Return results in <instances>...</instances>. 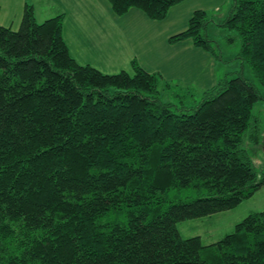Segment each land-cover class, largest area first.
<instances>
[{"label": "trees", "instance_id": "trees-1", "mask_svg": "<svg viewBox=\"0 0 264 264\" xmlns=\"http://www.w3.org/2000/svg\"><path fill=\"white\" fill-rule=\"evenodd\" d=\"M105 1L117 16L135 8L161 21L185 0ZM62 23H38L26 3L17 31L0 26V264H264V210L208 245L177 227L264 187L249 151L264 137L252 113L264 97L244 76L247 67L264 89V0H231L223 20L195 11L169 38L191 40L217 66L209 25L238 42L237 76L218 72L208 90L135 60L132 75L80 65ZM176 89L199 102L161 100ZM183 191L198 197L170 200Z\"/></svg>", "mask_w": 264, "mask_h": 264}, {"label": "crops", "instance_id": "crops-1", "mask_svg": "<svg viewBox=\"0 0 264 264\" xmlns=\"http://www.w3.org/2000/svg\"><path fill=\"white\" fill-rule=\"evenodd\" d=\"M26 3L38 23L62 15L63 39L80 65L104 74H130L135 60L145 72L184 87L208 90L216 83L218 66L209 53L191 40H168L186 29L195 11L218 8V0H185L161 21L135 8L117 16L105 0H0V26L17 31Z\"/></svg>", "mask_w": 264, "mask_h": 264}, {"label": "rangeland", "instance_id": "rangeland-1", "mask_svg": "<svg viewBox=\"0 0 264 264\" xmlns=\"http://www.w3.org/2000/svg\"><path fill=\"white\" fill-rule=\"evenodd\" d=\"M218 2L220 4L218 8H211L205 11L208 13V17L213 18L214 20H223L228 14L231 0H218ZM228 35L231 34L226 29L215 27L213 24L209 25L208 36L214 41V46H218L215 53L217 57L220 56L221 58L218 59L217 71L220 72L223 77L227 74L226 77L228 79H232L236 77L237 73L240 71V62L235 60V54L238 53L239 44L236 42L232 45H227L226 37ZM130 75H132V73H130ZM244 76L247 79L254 81L260 89V95L264 97V89L258 86L247 67L244 69ZM174 94L182 95L186 98H183L181 101V99L175 97ZM161 100L164 103H170L179 107L181 102L186 105L199 102L200 95L194 91H192L191 94L186 95L183 94L182 91L176 89L168 92L163 91L161 94ZM252 113L260 119L264 132V100H260L254 105ZM249 151L258 173H264V137L259 146L250 148ZM197 197L198 194L190 191H183L178 194L176 192H172L170 200L187 201ZM263 210L264 187L250 199L245 200L233 210L217 213L209 217L181 222L177 227L183 238L197 236L200 237L204 245H208L220 240L226 234L231 233L234 226L248 215Z\"/></svg>", "mask_w": 264, "mask_h": 264}]
</instances>
